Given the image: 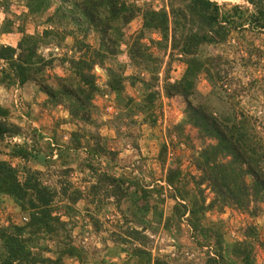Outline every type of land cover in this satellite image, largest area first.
Here are the masks:
<instances>
[{
	"label": "rangeland",
	"instance_id": "obj_1",
	"mask_svg": "<svg viewBox=\"0 0 264 264\" xmlns=\"http://www.w3.org/2000/svg\"><path fill=\"white\" fill-rule=\"evenodd\" d=\"M126 1L140 9L163 10L168 14L170 33L167 41L162 39L158 30L145 31L141 40L155 61V71L149 73L135 67L128 58L127 42H122L116 61L123 65V94L120 101L113 93L96 95L91 112L94 122L90 123L71 119L62 105L45 103L47 96L33 82L17 87L0 86V104L9 109V121L21 128L20 134L5 137L3 142L9 147L0 151V158L7 159L12 166L41 171L44 182L55 186L58 192L63 186L70 191L73 188L82 191L83 197L73 204L76 210L73 216L68 219L62 215V219L69 221L72 244L86 253L84 264L121 263L127 259V255L125 252L117 254L120 246L130 251V248L138 245L150 251L153 257H160L170 264H207V256L214 254L213 248L199 244L201 238L194 234L188 224L187 214L179 221L175 217L168 220L175 201L181 200H174L169 195L173 189L164 181L167 171L178 168L180 178L188 184L186 187L193 188L192 178L199 175L195 157L202 147L215 141L201 137L196 128L184 122L185 100L181 96H166L163 92L164 83L178 80L185 69L184 56L171 44L173 18L169 14L177 4L171 6L169 0ZM210 1L217 4L221 12H231L233 6H239L248 13L254 10L248 0ZM261 1L264 4V0ZM54 6L39 17H28L23 21L20 18L27 12L24 0H0V25L7 20L12 22V32L19 33L18 28L23 27L27 33L40 34L48 26L46 18ZM141 24L142 17L137 15L124 27L126 41L131 42L141 29ZM68 27L75 31V37L66 35L56 44L40 48L46 58H55V67L46 73L50 76L65 74L68 63H61L65 55L77 57L99 46V38L93 29L85 33L80 32L76 25ZM229 27L231 30L226 40L202 45L196 52L202 59L210 57L218 60L225 76L224 81L216 85L218 93L213 94L214 84L207 74H200L195 82V103L206 102L218 116L243 112L256 122V131L264 141V29L258 30L248 24L243 26L244 29ZM77 40L84 41L86 45L81 51L75 46ZM2 66L0 62V68ZM93 73L97 84L103 89L107 80L106 69L95 65ZM152 74L157 77L156 81L152 79ZM146 82L150 85L148 89L144 87ZM153 91L159 96L153 102L149 116L127 114L126 117L117 118L120 112L126 113L123 109L128 97L141 101L148 92ZM151 119L155 120L152 124L149 123ZM73 132L84 135L80 138L82 147L69 149L64 157L60 150ZM93 136H99L104 141L106 151L102 155L93 156L86 150L94 148ZM15 144L25 146L32 156L28 159L10 157L8 150ZM111 176L123 178L122 188L126 195L119 194L120 183H116V179H109ZM92 186L98 190L97 194L93 195ZM201 188L204 189L205 203H209L213 194L205 184ZM132 199L135 206L150 204V207L156 206L162 212L160 220L159 215L155 216L151 211L140 215L144 224L138 226L137 230H141L146 237L143 245L133 239L128 238L125 242L119 239L124 236L126 228L133 227L128 213ZM260 207L264 208V205ZM8 221L21 223L26 221V217H22L19 208L4 197L0 206V224ZM204 221L206 225L218 227L224 246L245 240L247 226H255L259 240L251 241L252 254L256 264H264V213L250 216L234 207H224L222 211H207ZM115 244L119 248L113 250ZM64 261L66 264H77L72 259Z\"/></svg>",
	"mask_w": 264,
	"mask_h": 264
},
{
	"label": "trees",
	"instance_id": "obj_2",
	"mask_svg": "<svg viewBox=\"0 0 264 264\" xmlns=\"http://www.w3.org/2000/svg\"><path fill=\"white\" fill-rule=\"evenodd\" d=\"M248 2L254 9L249 13L239 6H233L231 12H221L220 7L210 0H169L171 6L177 4L169 14L173 18L171 44L184 56L185 69L178 80L164 83L163 92L166 96H181L185 100L184 122L196 128L201 137L215 141L202 147L195 157L199 175L192 178L193 188L186 187L188 184L180 178L178 168L167 171L164 181L173 189L169 195L174 200H181L175 201L168 220L175 217L179 221L187 214L188 224L194 234L201 238L199 244L213 248L214 254L207 256V264H256L251 241L259 240L257 230L252 225L247 226L244 232L245 240L224 246L218 227L206 225L204 221L207 211L234 207L250 216L264 213V208L260 207L264 205V141L256 131V122L243 112L218 116L206 102L195 103L194 97L196 78L200 74H207L214 84L213 94L218 93L216 85L223 82L225 76L218 60L210 57L202 59L196 54L202 45L226 40L231 25L244 29L243 26L248 24L258 30L264 29V4L261 0ZM24 4L27 12L20 18L23 21L28 17H39L55 6L52 13L47 15L48 26L40 34H30L19 27L21 36L15 46L0 43V62L3 63L0 86L17 87L33 82L47 96L45 103L62 105L73 120L94 122L91 112L96 95L113 93L120 101L124 76L123 65L116 61V57L122 42H127L130 62L142 71L153 73L155 61L141 42L144 32L158 30L164 41L169 38L168 14L165 11L140 9L126 0H24ZM137 15L142 17L141 29L131 42L126 41L124 27ZM11 23L4 20L0 25V34L12 32ZM71 24L79 27L80 32L93 29L99 38V46L77 57L65 55L61 61L62 64L68 63L65 74L50 76L46 73L55 67V58H46L40 48L56 44L66 35L75 37V31L68 27ZM186 27L188 29L185 30ZM180 29L182 32L179 33ZM84 45V41L77 40L75 46L81 51ZM107 63L111 65L106 66ZM95 65L106 69L107 80L103 89L96 82L93 73ZM151 76L154 81L157 80L154 74ZM149 86L147 82L144 84L145 89ZM158 96L153 91L148 92L141 101L128 97L123 109L126 113L120 112L117 118L126 117L127 114L149 116ZM154 121L151 119L149 123ZM20 132L21 128L9 121V109L0 104V151L9 147L3 142L6 136ZM81 135L73 132L60 154L66 157L69 149L82 147L80 138L84 135ZM93 140L94 148L86 150L93 156L102 155L106 151L104 141L99 136H93ZM8 155L28 159L32 153L25 146L15 144L9 148ZM42 175L39 170L12 166L7 159L0 158V206L7 197L19 208L22 217H26V221L21 223L8 221L0 224V264H66L65 259L77 261V264L86 262L85 251L75 247L70 240L69 221L62 219V215L68 219L73 216L76 211L73 204L83 197L82 191L78 188L70 191L63 186L58 192L55 186L44 182ZM109 179L115 181L116 178L111 176ZM116 180V183H120L119 194L126 195L122 188L123 178ZM203 184L213 194L209 203H205L204 189L201 188ZM91 190L93 195L98 193L95 186ZM131 202L128 213L133 227L126 228L124 236L119 239L125 242L129 238L143 245L146 237L141 230H137L138 226L144 224L140 215L151 211L153 215H159L160 220L162 212L156 206L150 207V204L139 207L137 204L135 206L133 199ZM117 244L113 250L121 245ZM119 252H125L127 259L118 264H170L160 257H153L150 251L139 245L130 248V251L120 246L117 254Z\"/></svg>",
	"mask_w": 264,
	"mask_h": 264
},
{
	"label": "crops",
	"instance_id": "obj_3",
	"mask_svg": "<svg viewBox=\"0 0 264 264\" xmlns=\"http://www.w3.org/2000/svg\"><path fill=\"white\" fill-rule=\"evenodd\" d=\"M19 35L20 33L16 32L2 33L0 35V43L15 46L18 41Z\"/></svg>",
	"mask_w": 264,
	"mask_h": 264
}]
</instances>
